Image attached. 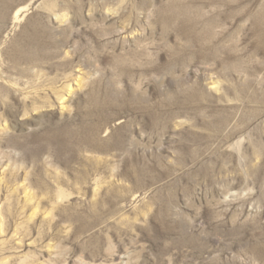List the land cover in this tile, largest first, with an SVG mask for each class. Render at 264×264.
Wrapping results in <instances>:
<instances>
[{"label": "rangeland", "instance_id": "rangeland-1", "mask_svg": "<svg viewBox=\"0 0 264 264\" xmlns=\"http://www.w3.org/2000/svg\"><path fill=\"white\" fill-rule=\"evenodd\" d=\"M0 264H264V0H0Z\"/></svg>", "mask_w": 264, "mask_h": 264}]
</instances>
